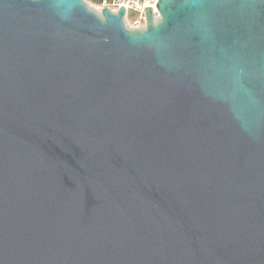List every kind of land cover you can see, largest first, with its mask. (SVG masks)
<instances>
[{"label":"water","instance_id":"1","mask_svg":"<svg viewBox=\"0 0 264 264\" xmlns=\"http://www.w3.org/2000/svg\"><path fill=\"white\" fill-rule=\"evenodd\" d=\"M0 0V264H264V0Z\"/></svg>","mask_w":264,"mask_h":264},{"label":"built area","instance_id":"2","mask_svg":"<svg viewBox=\"0 0 264 264\" xmlns=\"http://www.w3.org/2000/svg\"><path fill=\"white\" fill-rule=\"evenodd\" d=\"M158 0H100L95 5L99 12L106 8L111 14L123 8V22L131 24L130 29H142L145 25L144 7L152 8L154 16L157 15L156 2ZM128 28V27H127Z\"/></svg>","mask_w":264,"mask_h":264},{"label":"rangeland","instance_id":"3","mask_svg":"<svg viewBox=\"0 0 264 264\" xmlns=\"http://www.w3.org/2000/svg\"><path fill=\"white\" fill-rule=\"evenodd\" d=\"M82 1H85L87 7L93 11H95L96 13H99L98 10L95 9V3L94 2H98L99 0H82ZM94 1V2H93ZM124 26L127 28H131V24L129 23H125Z\"/></svg>","mask_w":264,"mask_h":264},{"label":"trees","instance_id":"4","mask_svg":"<svg viewBox=\"0 0 264 264\" xmlns=\"http://www.w3.org/2000/svg\"><path fill=\"white\" fill-rule=\"evenodd\" d=\"M99 1H100V0H99ZM99 1H98V2H99ZM93 2H94V1H93ZM98 2H94V3L96 4V3H98Z\"/></svg>","mask_w":264,"mask_h":264}]
</instances>
